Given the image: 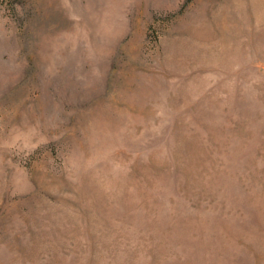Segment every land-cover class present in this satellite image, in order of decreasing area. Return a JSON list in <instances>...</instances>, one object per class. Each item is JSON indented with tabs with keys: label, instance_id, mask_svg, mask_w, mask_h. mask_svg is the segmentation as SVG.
Returning <instances> with one entry per match:
<instances>
[{
	"label": "rangeland",
	"instance_id": "rangeland-1",
	"mask_svg": "<svg viewBox=\"0 0 264 264\" xmlns=\"http://www.w3.org/2000/svg\"><path fill=\"white\" fill-rule=\"evenodd\" d=\"M0 264H264V0H0Z\"/></svg>",
	"mask_w": 264,
	"mask_h": 264
}]
</instances>
